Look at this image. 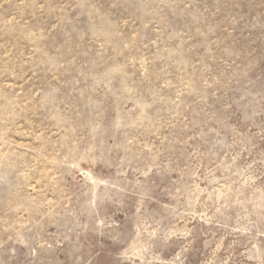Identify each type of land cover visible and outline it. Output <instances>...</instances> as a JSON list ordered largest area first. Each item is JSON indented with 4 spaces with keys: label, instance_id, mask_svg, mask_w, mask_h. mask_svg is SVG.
<instances>
[{
    "label": "rangeland",
    "instance_id": "374dc122",
    "mask_svg": "<svg viewBox=\"0 0 264 264\" xmlns=\"http://www.w3.org/2000/svg\"><path fill=\"white\" fill-rule=\"evenodd\" d=\"M0 264H264V0H0Z\"/></svg>",
    "mask_w": 264,
    "mask_h": 264
}]
</instances>
